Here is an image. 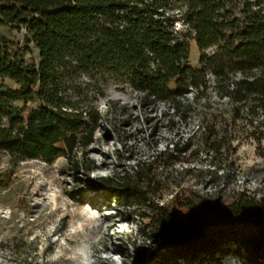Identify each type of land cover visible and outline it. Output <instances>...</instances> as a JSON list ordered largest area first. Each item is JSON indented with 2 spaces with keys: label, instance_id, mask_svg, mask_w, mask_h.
<instances>
[{
  "label": "trees",
  "instance_id": "16d2710c",
  "mask_svg": "<svg viewBox=\"0 0 264 264\" xmlns=\"http://www.w3.org/2000/svg\"><path fill=\"white\" fill-rule=\"evenodd\" d=\"M177 22L194 34L200 68L189 65L190 37ZM3 24L23 27L39 58L27 63L0 45V152L13 159L50 163L65 155L75 173L99 167L86 148L100 115L61 89L71 71L112 73L138 93V108L149 112L168 102L181 118L193 102L186 92L193 90L197 99L209 87L210 73L212 89L229 100V152L239 134L258 148L264 140V0H0ZM35 101L38 106L22 116L26 103ZM205 138L207 150L221 148L219 139ZM188 146L178 137L151 159L137 160L132 171L112 169L90 183L107 198L142 209L159 238L157 264L200 263L231 253L260 264L264 197L240 192L213 218L189 206L187 223L177 219V209L187 206L178 194L168 203L154 198L160 184L154 168L171 165Z\"/></svg>",
  "mask_w": 264,
  "mask_h": 264
},
{
  "label": "rangeland",
  "instance_id": "374dc122",
  "mask_svg": "<svg viewBox=\"0 0 264 264\" xmlns=\"http://www.w3.org/2000/svg\"><path fill=\"white\" fill-rule=\"evenodd\" d=\"M176 25L190 37L189 65L200 68L194 34L179 22ZM0 38L7 52L27 63L39 62L23 27L0 25ZM207 77L209 87L197 99L193 90L186 92L193 102L188 115L181 118L168 102L155 103L149 112L138 108V93L112 73L95 70L64 75L61 89L69 99L93 105L100 115L94 140L86 148L87 158L99 167L75 173L65 155L49 163L41 158L13 159L1 151L0 263L157 264L159 238L146 226L142 209L107 198L90 178L109 175L112 169L132 171L137 160L151 159L178 137L188 139L189 146L171 165L158 162L154 168L160 182L154 198L168 203L178 194L186 202V207L176 211L178 221L187 223L189 206L213 218L240 192L264 197V140L258 148L255 141L239 134L231 141L234 151L229 152V100L212 89V74ZM5 86L16 87L9 80ZM38 104L26 103L22 116ZM146 115L149 122L144 120ZM206 136L219 139L221 148L207 150ZM193 264L246 263L231 253Z\"/></svg>",
  "mask_w": 264,
  "mask_h": 264
}]
</instances>
